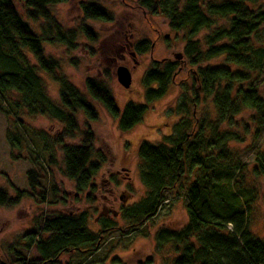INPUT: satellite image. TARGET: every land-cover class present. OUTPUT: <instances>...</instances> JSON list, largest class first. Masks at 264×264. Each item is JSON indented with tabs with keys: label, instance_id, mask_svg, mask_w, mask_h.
I'll return each mask as SVG.
<instances>
[{
	"label": "trees",
	"instance_id": "16d2710c",
	"mask_svg": "<svg viewBox=\"0 0 264 264\" xmlns=\"http://www.w3.org/2000/svg\"><path fill=\"white\" fill-rule=\"evenodd\" d=\"M18 1L23 2L30 21L42 22L41 34H35L23 20L14 0H0V111L10 102L17 112L60 123L63 129L55 138L35 133L47 156L44 166H60L76 191H89L87 200L93 202L94 179L106 159L95 153L93 132L89 128L80 131L77 116L81 113L87 121L95 122L98 112L64 75L57 74L60 64L46 56L44 45H63L73 52L80 37L97 44L99 36L86 22L113 23L115 18L96 0H87L81 4L83 20L78 30L65 31L51 7L68 0ZM139 6L152 15L162 14L172 31L184 32L182 57L153 62L142 80L143 104L128 102L121 112L108 87L93 79L85 83L88 98L116 119L119 130L126 133L142 122L149 106L163 99L186 69L187 79L176 85L183 93L173 109L180 119L171 136L163 143L143 141L138 147L145 195L123 209L126 229L143 228L157 216L168 194L184 190L188 223L179 231L163 230L156 236L159 250L170 249L172 264H264V240L250 230V201L243 200L241 194L245 176L240 172L246 168L230 148L232 142L259 138L264 130V80L260 82L264 74V0H140ZM152 47L144 40L134 50L141 56ZM42 74L59 85V104L47 94ZM188 82L189 87L183 85ZM203 106L213 112L205 110L199 116L198 109ZM79 135L80 145L67 144ZM6 140L12 151L23 145L22 136L10 129ZM57 152L61 153L60 162ZM35 157L26 173L30 191L14 188L16 196L11 197L0 189V207L15 208L35 194L45 201L47 193ZM220 168L227 171L224 178L228 183L223 185ZM251 176L264 181V152L256 155ZM227 185L231 193L225 191ZM52 192L56 193L55 187ZM115 229V224L105 219L100 232H93L86 214L51 216L38 231L25 236L26 250L34 248L39 258L28 260L11 246L16 256L12 264H57L68 254L94 255Z\"/></svg>",
	"mask_w": 264,
	"mask_h": 264
},
{
	"label": "rangeland",
	"instance_id": "374dc122",
	"mask_svg": "<svg viewBox=\"0 0 264 264\" xmlns=\"http://www.w3.org/2000/svg\"><path fill=\"white\" fill-rule=\"evenodd\" d=\"M86 2L87 0H68L65 4L51 7V12L65 31L78 30L83 20L81 4ZM14 3L23 20L35 34L40 35L42 22L30 21L23 2L14 0ZM96 3L115 18L113 23L86 22L99 36L97 44H91L80 37L77 40L78 48L73 52L63 45H44L46 56L54 58L60 64L57 74L64 75L98 112V120L95 122L87 121L81 113L77 116L80 131L84 132L89 128L93 132L95 153H102L106 159L94 179V201L87 200L89 191H76L75 184L63 176L60 166H44L47 156L42 151V144L34 137L35 133L44 132L49 138H55L61 133L63 126L46 117H30L23 111L17 112L7 102L2 107L3 111H0V189L7 191L11 197L16 196L14 188L30 191L26 173L32 168V158H36V155L39 158L42 184L47 193L45 201L35 194L33 198L22 200L15 208L0 207V261L7 264L16 260L15 253L10 250L11 246L28 260L38 259L34 248L26 250L28 243L25 236L32 230L38 231L44 219L59 214H86L88 225L95 233L100 232V224L105 219L115 224L116 229L108 234L96 254L64 255L57 264H172L170 249L165 247L159 250L156 236L163 230L179 231L188 223L184 190L168 194V201L157 216L141 229L128 232L122 218L123 209L139 202L145 195V188L139 177L138 147L143 141L155 145L171 136L174 125L180 119L173 114V109L183 93L182 88L176 85L187 79V69L176 78L175 85L170 87L163 99L149 106L142 122L126 133L119 130L116 119L88 98L85 89L87 79L103 83L112 93L121 112L128 102L145 103L142 85L145 73L154 61L175 59L176 55H183L186 45L184 32L172 31L162 14L152 15L142 9L139 6L140 0H96ZM144 40L153 45L152 50L144 55H137L134 46ZM26 55L35 63L31 55ZM215 64L217 63H212ZM119 67H126L131 72L132 84L129 89L118 82ZM42 78L47 94L59 104V85L47 74H42ZM262 80L264 74L260 82ZM183 85L189 87L190 83ZM10 97L17 99L15 95ZM205 110L210 111V108L203 106L198 109V115L202 116ZM243 118L248 122L246 115ZM8 129L22 136L21 149L12 151L9 147L6 140ZM80 143V135L76 140L67 142L76 146ZM230 148L246 168L240 172L245 176L241 194L243 200L250 201V230L256 238L264 240V181L254 180L251 176L256 155L264 152V130L259 138L250 136L244 143L232 142ZM57 157L60 162V152H57ZM220 171V184L228 183V179L224 178L226 169L220 168ZM188 184L185 182L184 186L187 187ZM53 187L56 188V193L52 192ZM225 191L231 193L232 188L227 185ZM232 200L230 198L231 202Z\"/></svg>",
	"mask_w": 264,
	"mask_h": 264
},
{
	"label": "water",
	"instance_id": "95a60500",
	"mask_svg": "<svg viewBox=\"0 0 264 264\" xmlns=\"http://www.w3.org/2000/svg\"><path fill=\"white\" fill-rule=\"evenodd\" d=\"M182 55H176L177 59H180ZM117 79L118 82L125 89H129L132 84V75L131 72L126 67H119L117 70Z\"/></svg>",
	"mask_w": 264,
	"mask_h": 264
}]
</instances>
